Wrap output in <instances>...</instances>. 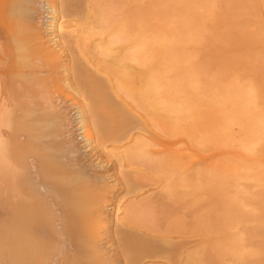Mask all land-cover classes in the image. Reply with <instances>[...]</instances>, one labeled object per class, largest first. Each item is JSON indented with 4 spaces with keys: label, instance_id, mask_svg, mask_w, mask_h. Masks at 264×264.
<instances>
[{
    "label": "bare ground",
    "instance_id": "1",
    "mask_svg": "<svg viewBox=\"0 0 264 264\" xmlns=\"http://www.w3.org/2000/svg\"><path fill=\"white\" fill-rule=\"evenodd\" d=\"M174 1L172 33L162 40L165 32L145 31L129 8L102 10L98 25L65 31L66 16L90 19V0H0V10L9 9L0 22V264H223L226 242L239 243L221 230L229 221L223 202L207 218L199 188L208 180L193 183L187 166L173 167L169 144L166 165L124 168L128 152L140 157L149 141H161L135 136L143 116L125 98L166 126L183 110L161 90L180 95L173 90L202 72L187 56L188 19L198 13L190 0ZM249 59L252 67L260 60ZM249 87L237 88L228 109L219 105V146L245 141L241 148L250 150L259 141ZM96 148L116 158L123 182L89 153ZM116 186L133 199L112 231Z\"/></svg>",
    "mask_w": 264,
    "mask_h": 264
},
{
    "label": "rangeland",
    "instance_id": "2",
    "mask_svg": "<svg viewBox=\"0 0 264 264\" xmlns=\"http://www.w3.org/2000/svg\"><path fill=\"white\" fill-rule=\"evenodd\" d=\"M190 1L198 14L188 19L191 42L187 46V56L202 72L199 71L198 81L173 90L180 95L165 97V90H161L167 103L183 110V116L168 121L166 126L125 98L143 116L141 130L135 136L156 134L161 141H149L143 156L134 158L128 152L123 159L124 168L146 170L153 160L166 165L163 146L169 144L172 149L169 161L173 167L180 169L187 166L193 183L196 176L208 180V185L199 188L203 189L207 218L214 217L215 213L209 214V210L216 202H220L221 206L224 203L229 221L221 224V230L226 234L230 232L235 239H239V243L226 242L223 251L228 259L223 264H264V0ZM176 5L180 6L181 3ZM90 6L92 12L87 21L84 17L76 16L60 19L62 26L65 24L64 30H73L77 24L84 22L93 21L98 25L103 19L102 10H108L110 16L121 8H129L132 17L139 13L145 31L149 28L165 32L166 35L159 37L162 40L171 36L174 0H90ZM8 10V6L0 10V22L2 16H9ZM251 56L260 58L253 67L249 66ZM239 86L251 87L252 108L262 128L259 141L250 150L241 148L247 143L245 141L234 149L231 145L219 146L214 138L222 117L219 105L228 109L237 97ZM161 112L157 110L155 113ZM233 130L240 143L243 140H240L243 135L241 128L235 125ZM130 145L127 143L125 146ZM112 146L108 145L107 149ZM151 151L161 153L153 156ZM89 153L95 154L93 158L109 162L107 169H110L111 175L119 183L124 181L115 157L107 156L100 148ZM220 175L224 182L219 186L215 176ZM115 190L107 211L112 231L116 230L115 215L121 218L125 206L133 199L125 189L116 186Z\"/></svg>",
    "mask_w": 264,
    "mask_h": 264
}]
</instances>
